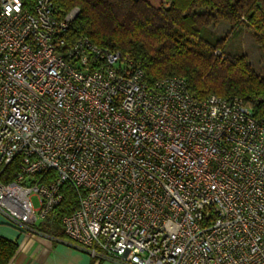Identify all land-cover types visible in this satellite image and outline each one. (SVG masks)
Returning a JSON list of instances; mask_svg holds the SVG:
<instances>
[{"label": "built area", "instance_id": "built-area-1", "mask_svg": "<svg viewBox=\"0 0 264 264\" xmlns=\"http://www.w3.org/2000/svg\"><path fill=\"white\" fill-rule=\"evenodd\" d=\"M77 11L0 0V221L38 234L69 183L63 233L97 262L264 264V124L238 96L69 44Z\"/></svg>", "mask_w": 264, "mask_h": 264}, {"label": "trees", "instance_id": "trees-1", "mask_svg": "<svg viewBox=\"0 0 264 264\" xmlns=\"http://www.w3.org/2000/svg\"><path fill=\"white\" fill-rule=\"evenodd\" d=\"M23 1L27 6L31 2ZM53 1L59 18L74 7L78 9L64 33L69 44L86 36L96 45L127 54L143 68L149 82L183 77L190 94L199 98L209 94L238 96L264 124V76L244 54H226L228 37L211 28L219 20L231 24V35L245 28L264 52V0ZM61 192L53 223L43 227L56 235L63 234L61 218L79 204L72 185L65 183ZM17 247L15 241L0 236V264H9Z\"/></svg>", "mask_w": 264, "mask_h": 264}, {"label": "crops", "instance_id": "crops-1", "mask_svg": "<svg viewBox=\"0 0 264 264\" xmlns=\"http://www.w3.org/2000/svg\"><path fill=\"white\" fill-rule=\"evenodd\" d=\"M46 224L38 227V234L20 232L14 227L0 230V236L15 241L17 251L9 264H111L97 262L79 250L64 235L50 232Z\"/></svg>", "mask_w": 264, "mask_h": 264}, {"label": "rangeland", "instance_id": "rangeland-1", "mask_svg": "<svg viewBox=\"0 0 264 264\" xmlns=\"http://www.w3.org/2000/svg\"><path fill=\"white\" fill-rule=\"evenodd\" d=\"M214 33L221 37H228V43L225 47V53L229 55L244 54L255 71L264 76V52L258 47L254 41L251 33L245 29L240 28L235 35H231V24L219 20L216 24L211 26ZM34 206H37V200L32 197ZM11 226L7 224H0V230ZM111 264H117L109 262Z\"/></svg>", "mask_w": 264, "mask_h": 264}]
</instances>
